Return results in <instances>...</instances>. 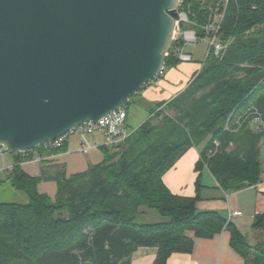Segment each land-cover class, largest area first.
<instances>
[{"label": "trees", "instance_id": "trees-1", "mask_svg": "<svg viewBox=\"0 0 264 264\" xmlns=\"http://www.w3.org/2000/svg\"><path fill=\"white\" fill-rule=\"evenodd\" d=\"M215 1L184 3L194 14L191 20L200 24L208 17L202 3L213 6ZM217 39L230 41L222 57L210 51L181 93L156 105L119 146L100 147L102 161L86 171L67 177L64 166L48 158L39 174L30 176L20 168L24 157L13 154L15 165L6 182L26 202H0V264H131L139 248L155 249L152 264H166L173 254L192 252L193 238L187 233L211 239L223 229L244 264H264V247L250 246L218 213L195 209L204 167L225 193L246 189L260 179L264 0H230ZM180 45L171 43L164 71L179 64L173 51ZM229 116L240 117V126L225 130ZM254 118L261 119L257 130L251 126ZM205 141L194 167L195 196L172 194L164 174ZM65 146L39 152L50 157ZM42 181L55 184L54 200L38 191ZM149 214L158 220H147ZM252 229L264 234V215L255 218Z\"/></svg>", "mask_w": 264, "mask_h": 264}, {"label": "water", "instance_id": "water-1", "mask_svg": "<svg viewBox=\"0 0 264 264\" xmlns=\"http://www.w3.org/2000/svg\"><path fill=\"white\" fill-rule=\"evenodd\" d=\"M179 0H0V146L22 153L125 107L165 66Z\"/></svg>", "mask_w": 264, "mask_h": 264}, {"label": "crops", "instance_id": "crops-1", "mask_svg": "<svg viewBox=\"0 0 264 264\" xmlns=\"http://www.w3.org/2000/svg\"><path fill=\"white\" fill-rule=\"evenodd\" d=\"M200 65L201 63H194L192 60L189 63H179L174 67L167 68L162 76L145 85L129 104L139 109L147 107L150 113L156 105H164L181 93L189 81L192 80L195 72L199 70ZM70 137L63 152L53 156L51 160L54 165H63L64 169L65 165L71 162L69 159L71 156L69 155L75 152L80 153L78 147L77 149L72 147ZM73 137H76V135ZM87 141L91 146L90 150H99L102 147L101 144L104 143V137L101 133H95L88 137ZM78 142H76V145H78ZM262 142L264 143V139L261 140L260 144ZM204 146L203 144V146L191 148L164 174L163 182L172 194L181 197L195 196L197 174L194 167ZM94 160H99V157L95 156ZM14 165L13 155L0 156V191L2 189L11 191L9 192L11 195L12 193H20L12 189L10 184L6 182L7 175ZM30 165L34 164H24L22 162L20 168L30 176H37L41 164H35V166L38 165V168L33 170L27 168ZM260 165L261 173L258 183L232 193H225L219 188L206 167H204L201 172V185L203 187L200 189L199 198L195 203L197 211L216 212L225 218V221L231 212H240L241 216L232 218L228 224H231L250 246L260 245V243L253 242L254 234L259 235L260 232L252 229V224L257 216L264 215V164L260 162ZM146 218L149 221H157V218L150 214ZM187 235L193 238L192 252L189 254H173L166 264H244L243 259L230 247V234L226 229H223L221 233L216 234L211 239L195 238L192 233H187ZM154 257L155 249L139 248L132 254L131 264H152Z\"/></svg>", "mask_w": 264, "mask_h": 264}, {"label": "built area", "instance_id": "built-area-1", "mask_svg": "<svg viewBox=\"0 0 264 264\" xmlns=\"http://www.w3.org/2000/svg\"><path fill=\"white\" fill-rule=\"evenodd\" d=\"M229 1L230 0H216L213 6H204V3H202L201 10H206L208 13V17L205 22L198 24L195 21L191 20L192 18H194V14L191 11L190 6L184 3L185 0H179L177 7V21L175 23L172 39V42L181 44L173 51V54L179 63L192 62L193 57L191 54L185 51V48L187 46H194L200 41H206L208 50L206 56L203 59V62H201V65L199 66V70L201 69L210 51L216 58L220 59L222 57L230 41L226 43H220L217 39V33ZM198 32L203 33L202 38L198 37ZM168 55L169 53L166 55V57ZM199 70L197 71V73L199 72ZM163 72L164 68L159 76H162ZM247 112H245L244 115H246ZM239 120L240 117L231 118V116H229L225 122V130H230L232 126L239 127ZM261 124L262 123L260 118H254L251 126L253 127V129L257 130L261 126ZM95 133H101L103 135L104 143L102 147H106L108 149L116 148L122 142H124L131 134V131H129V128L127 126L126 106L110 113L109 115L98 120L96 123L88 122L68 132L62 137L52 141L51 143L39 145L38 147L29 151H25L22 153H11L4 147L0 146V156L6 154H20L22 157H24V164H41L43 161L56 155L45 157V155L41 154L39 150H41L43 153L53 152L66 145L69 137L72 135H76L79 137L78 151L82 154H87L91 149V146L88 144L87 137H90ZM215 147H217V143H215ZM239 216H241L240 212H231L226 220V223H228L232 218Z\"/></svg>", "mask_w": 264, "mask_h": 264}, {"label": "rangeland", "instance_id": "rangeland-1", "mask_svg": "<svg viewBox=\"0 0 264 264\" xmlns=\"http://www.w3.org/2000/svg\"><path fill=\"white\" fill-rule=\"evenodd\" d=\"M207 50H208V46H207L206 41H200L194 46H187L185 48V51L192 55L194 63L203 62V59L207 54ZM126 109H127V117H128L127 120H128L129 131H133L136 128H138L149 117V114H148L149 108L147 107L143 109H139V108H136V106L132 104H128L126 105ZM73 136L70 137L71 142H72V147H75L77 149L78 145H76V142H78L79 137L77 136L73 137ZM87 140H88V137H87ZM205 143H201L199 146H203V144L205 145ZM101 145H103V143ZM69 156H71L69 158L71 162L70 164L68 163L67 165H65L67 177H69L70 175L77 174V173H82L86 171L89 166L96 165L100 163L103 159L102 154L98 149L89 150L88 154H81V153L75 152L73 154H70ZM95 156L96 157L98 156L99 160H94ZM259 159H260V162L264 164V143L263 142L260 144ZM27 168L29 170L31 169L33 170L35 168H38V165L37 166H35V164L30 165ZM37 189L40 193L47 195L51 200L55 199L56 188L53 182L42 181L38 185ZM9 192L11 191H7L5 189H2V191H0V202H7V203H25L26 202L25 196L22 195L21 193H14V194L12 193L11 195V193ZM259 232H260L259 235L254 234L253 242L260 243V245L264 247V235H262L263 233L261 231Z\"/></svg>", "mask_w": 264, "mask_h": 264}, {"label": "bare ground", "instance_id": "bare-ground-1", "mask_svg": "<svg viewBox=\"0 0 264 264\" xmlns=\"http://www.w3.org/2000/svg\"><path fill=\"white\" fill-rule=\"evenodd\" d=\"M207 2V1H206Z\"/></svg>", "mask_w": 264, "mask_h": 264}]
</instances>
